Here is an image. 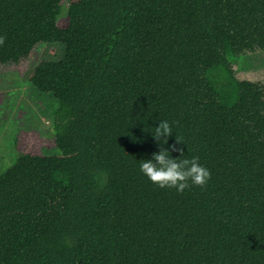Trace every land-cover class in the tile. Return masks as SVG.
Listing matches in <instances>:
<instances>
[{"label":"trees","instance_id":"1","mask_svg":"<svg viewBox=\"0 0 264 264\" xmlns=\"http://www.w3.org/2000/svg\"><path fill=\"white\" fill-rule=\"evenodd\" d=\"M0 37L2 65L63 47L29 77L57 154L0 172V264H264V70L228 62L264 52V0H0ZM159 120L203 188L139 172Z\"/></svg>","mask_w":264,"mask_h":264},{"label":"rangeland","instance_id":"2","mask_svg":"<svg viewBox=\"0 0 264 264\" xmlns=\"http://www.w3.org/2000/svg\"><path fill=\"white\" fill-rule=\"evenodd\" d=\"M67 7L59 18L64 22ZM61 45L41 46L30 59L18 64H0V172L11 166L20 153L57 154L51 132L52 96L38 94L29 83L33 69L44 61H60ZM240 71L264 70V52L240 59L228 58Z\"/></svg>","mask_w":264,"mask_h":264},{"label":"clouds","instance_id":"3","mask_svg":"<svg viewBox=\"0 0 264 264\" xmlns=\"http://www.w3.org/2000/svg\"><path fill=\"white\" fill-rule=\"evenodd\" d=\"M2 43L3 38L0 37ZM150 135L158 150L138 161V170L149 183L177 193L191 187L203 188L208 183L210 171L199 162L198 157L184 156V150L179 146L183 144L180 139L175 137V143L168 144L169 137L173 135V126L168 120H159ZM173 153L178 155L173 157Z\"/></svg>","mask_w":264,"mask_h":264}]
</instances>
